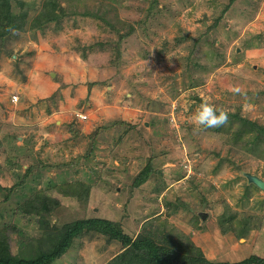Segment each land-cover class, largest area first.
I'll use <instances>...</instances> for the list:
<instances>
[{
  "label": "rangeland",
  "instance_id": "374dc122",
  "mask_svg": "<svg viewBox=\"0 0 264 264\" xmlns=\"http://www.w3.org/2000/svg\"><path fill=\"white\" fill-rule=\"evenodd\" d=\"M56 3L0 0V255L102 218L162 228L178 257L264 258V189L244 176L264 182V0H58L43 22ZM204 102L227 121L197 125ZM123 251L83 232L51 264Z\"/></svg>",
  "mask_w": 264,
  "mask_h": 264
},
{
  "label": "trees",
  "instance_id": "16d2710c",
  "mask_svg": "<svg viewBox=\"0 0 264 264\" xmlns=\"http://www.w3.org/2000/svg\"><path fill=\"white\" fill-rule=\"evenodd\" d=\"M53 1L57 3L55 6L50 5L51 10H47V14L43 16V22L45 23L55 22L61 19L63 11L61 10L59 14L55 12L53 8L57 6L58 0ZM20 19L23 20L24 18L21 16ZM0 26L7 30L14 27V25H11L9 22L6 25L1 24ZM250 132H253L252 129H250ZM150 174L151 169L149 165H147L136 177L135 186L138 187L146 183ZM64 227L65 232L62 235V240L52 247V251H39L37 256L32 259L0 255V264H51L62 256L72 244L74 238L78 237L83 232L99 233L108 240L117 242L122 246V249H124L123 253L114 257L110 264H122L125 262L124 258H128L130 264H264V258L257 256H252L239 262H210L198 249L195 251L193 250L194 252L192 254H185L182 251L184 250L186 252L187 249L182 247H180V250H182L181 252L185 257H178L176 252L171 251L172 254H170L166 250V247H164L165 241L163 242V247L155 243L154 239L158 236L157 231L162 228H154L151 233L140 232L132 238L129 234L124 233L117 223L102 218L80 219L64 224ZM175 250L177 251L178 249Z\"/></svg>",
  "mask_w": 264,
  "mask_h": 264
},
{
  "label": "clouds",
  "instance_id": "9594fccd",
  "mask_svg": "<svg viewBox=\"0 0 264 264\" xmlns=\"http://www.w3.org/2000/svg\"><path fill=\"white\" fill-rule=\"evenodd\" d=\"M193 119L197 125L204 128H213L224 124L228 119V113L217 109L213 104L204 102L200 104Z\"/></svg>",
  "mask_w": 264,
  "mask_h": 264
},
{
  "label": "water",
  "instance_id": "95a60500",
  "mask_svg": "<svg viewBox=\"0 0 264 264\" xmlns=\"http://www.w3.org/2000/svg\"><path fill=\"white\" fill-rule=\"evenodd\" d=\"M244 176L246 177V179L249 183L253 184L258 189H260V190L264 189V182L261 179H259L258 177L247 174V173H245Z\"/></svg>",
  "mask_w": 264,
  "mask_h": 264
},
{
  "label": "built area",
  "instance_id": "2783aa9c",
  "mask_svg": "<svg viewBox=\"0 0 264 264\" xmlns=\"http://www.w3.org/2000/svg\"><path fill=\"white\" fill-rule=\"evenodd\" d=\"M12 102L16 103V102H17V98L14 97V98L12 99Z\"/></svg>",
  "mask_w": 264,
  "mask_h": 264
}]
</instances>
